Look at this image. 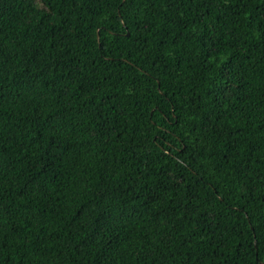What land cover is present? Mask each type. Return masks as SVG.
Listing matches in <instances>:
<instances>
[{
  "label": "trees",
  "instance_id": "trees-1",
  "mask_svg": "<svg viewBox=\"0 0 264 264\" xmlns=\"http://www.w3.org/2000/svg\"><path fill=\"white\" fill-rule=\"evenodd\" d=\"M0 264H264V0H0Z\"/></svg>",
  "mask_w": 264,
  "mask_h": 264
}]
</instances>
